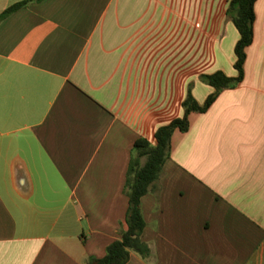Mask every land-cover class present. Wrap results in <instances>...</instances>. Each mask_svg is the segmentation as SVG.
I'll use <instances>...</instances> for the list:
<instances>
[{
	"label": "crops",
	"instance_id": "crops-1",
	"mask_svg": "<svg viewBox=\"0 0 264 264\" xmlns=\"http://www.w3.org/2000/svg\"><path fill=\"white\" fill-rule=\"evenodd\" d=\"M230 1L38 0L0 21V264H87L121 239L135 141L188 92L202 106L201 76L238 75ZM252 30L242 80L173 132L140 199L150 253L125 264H264V0Z\"/></svg>",
	"mask_w": 264,
	"mask_h": 264
},
{
	"label": "trees",
	"instance_id": "trees-1",
	"mask_svg": "<svg viewBox=\"0 0 264 264\" xmlns=\"http://www.w3.org/2000/svg\"><path fill=\"white\" fill-rule=\"evenodd\" d=\"M32 1L38 0L22 1L8 7L0 13V21ZM255 1L231 0L226 11V15L239 34L234 47L236 57L234 68L238 73L237 77H228L220 71L201 76V80L215 90L213 94L207 97L202 106H199L188 92L187 97L182 102L183 116L157 128L154 133V146H151L146 139L135 141L125 185L129 204L126 214L127 230L120 240L107 246L102 258L90 259L87 264H125L129 259L130 252L138 254L141 258H146L149 255L150 251L147 244L141 240V232L145 227V222L140 212V199L154 187L162 173L163 164L169 157L173 132L175 130L186 132L189 127L188 115L191 112L202 113L206 111L220 91L232 88L242 80L245 49L251 44L253 38L252 24ZM143 159L144 162H142Z\"/></svg>",
	"mask_w": 264,
	"mask_h": 264
}]
</instances>
